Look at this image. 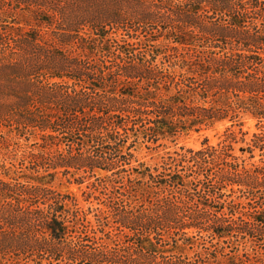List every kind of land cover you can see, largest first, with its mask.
<instances>
[{
	"label": "trees",
	"instance_id": "obj_1",
	"mask_svg": "<svg viewBox=\"0 0 264 264\" xmlns=\"http://www.w3.org/2000/svg\"><path fill=\"white\" fill-rule=\"evenodd\" d=\"M0 145V264H264V0H0Z\"/></svg>",
	"mask_w": 264,
	"mask_h": 264
},
{
	"label": "rangeland",
	"instance_id": "obj_2",
	"mask_svg": "<svg viewBox=\"0 0 264 264\" xmlns=\"http://www.w3.org/2000/svg\"><path fill=\"white\" fill-rule=\"evenodd\" d=\"M255 119L247 118L242 125V131L240 132V127H235L236 141L233 142V152L234 154L242 157H247L249 153H244L240 151L241 147L246 146V143L250 141L253 132L256 131ZM229 121H222L216 123L213 127L204 128L201 131L192 130L189 133H183L179 135L176 141L171 140H162L165 145L157 147L155 144H149L150 148L143 143H139L137 145L136 154L139 161L145 162L147 165H161L162 164V156H164L167 152L173 153L175 150H180V146H185L186 148H201L203 142L207 139L210 144L216 145L218 142L227 139L225 134V130L227 126H229ZM229 142V141H228ZM5 149L0 145V165L5 164L6 166H10L9 159L4 156ZM260 158L259 151L256 152V157L253 159L254 161H258ZM249 161V160H248ZM91 180H86L84 182H76L72 177L69 176H58L57 179L53 182V185L62 192H68L73 194L79 201L80 205L85 209L89 206L88 203V193L91 190L87 187L90 184ZM97 193V192H96ZM94 205L96 206V200H94L93 196L91 197ZM92 217V216H91ZM93 218V217H92ZM178 252H189V248L180 247L177 249Z\"/></svg>",
	"mask_w": 264,
	"mask_h": 264
}]
</instances>
